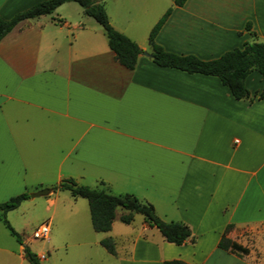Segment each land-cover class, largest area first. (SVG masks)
Wrapping results in <instances>:
<instances>
[{
  "label": "crops",
  "instance_id": "1",
  "mask_svg": "<svg viewBox=\"0 0 264 264\" xmlns=\"http://www.w3.org/2000/svg\"><path fill=\"white\" fill-rule=\"evenodd\" d=\"M44 1L0 0V17ZM174 1H103L112 27L144 51L133 70L117 62L103 28L76 3L23 21L1 40L0 204L73 179L132 195L161 220L189 226L194 241L177 246L143 216L138 224L139 214L120 225L126 211L117 209L99 242L111 238L110 255L122 264H264V249L255 263L218 247L229 226L228 239L247 232L264 244V79L252 72L251 99L236 100L216 77L156 65L149 45L170 8L155 39L169 53L210 61L264 43V0ZM58 194L46 196L49 207ZM80 199L64 204L65 216L86 210Z\"/></svg>",
  "mask_w": 264,
  "mask_h": 264
},
{
  "label": "trees",
  "instance_id": "2",
  "mask_svg": "<svg viewBox=\"0 0 264 264\" xmlns=\"http://www.w3.org/2000/svg\"><path fill=\"white\" fill-rule=\"evenodd\" d=\"M104 0H46L21 13L12 19L6 20L0 17V42L15 27L23 21L36 19L41 16L53 14L59 7L67 3H76L86 16L93 18L104 30L110 49L115 54V59L119 64L127 69L133 70L137 65L139 57L144 51L132 40L115 30L110 24L106 13ZM187 0H175L174 6L182 7ZM170 8L160 21L155 25L149 35V45L151 48L150 58L153 62L163 68H172L189 74H201L218 78L221 83L228 88L236 100L251 99L245 81L254 71H257L264 79V43H246L242 49H234L226 52L221 57L203 61L196 56H182L165 51L159 46L155 39L162 26L172 12ZM251 25H247L249 30ZM258 99L264 100V88L258 95ZM67 191L73 198H83L88 201L91 223L95 232L108 233L112 230L116 219L117 209L126 211L120 217V221L126 225L134 221L136 214L142 215L146 224L151 228H156L166 242L177 246L194 241L192 232L184 223L161 220L154 211L152 205L142 203L132 195L116 196L104 190L92 189L79 185L73 179H66L52 188V192ZM30 199L28 193L13 197L5 203L0 204V221L9 233L16 238L17 242L23 246V257L30 264H42L38 255L33 253L28 246L23 245L22 236L16 232L7 219L9 212L17 210L21 204ZM231 229L229 226L219 242V249L232 252L234 254L247 255L248 250L236 242L228 239L226 233ZM105 250L115 256L116 247L111 238L100 242ZM164 264H184L181 261H167Z\"/></svg>",
  "mask_w": 264,
  "mask_h": 264
},
{
  "label": "rangeland",
  "instance_id": "3",
  "mask_svg": "<svg viewBox=\"0 0 264 264\" xmlns=\"http://www.w3.org/2000/svg\"><path fill=\"white\" fill-rule=\"evenodd\" d=\"M58 193L60 198L55 208L49 207L47 197H38L25 202L8 215L7 219L11 226L22 236L23 245L28 246L36 255L45 254L46 260L42 261V264H122L119 258L111 256L101 246L99 240L106 233L94 231L88 201L80 199L78 202L83 203L86 210L77 208L65 216L64 204L69 203L72 197L67 191H58ZM118 213H121V210ZM136 217L139 224L143 217L142 215ZM49 221L51 229L49 240L33 239L36 228ZM118 223L122 226L126 225L121 221ZM260 237V235L245 232L242 238L233 241L248 250L247 255H239L251 256L252 261L255 260L254 262L257 263L262 251L264 252V250L261 251L264 249V244H261ZM124 243L123 239L119 241L118 246H123ZM22 248L23 246L0 223V264H30L23 257Z\"/></svg>",
  "mask_w": 264,
  "mask_h": 264
},
{
  "label": "built area",
  "instance_id": "4",
  "mask_svg": "<svg viewBox=\"0 0 264 264\" xmlns=\"http://www.w3.org/2000/svg\"><path fill=\"white\" fill-rule=\"evenodd\" d=\"M50 232H51L50 221L49 222H44V223L40 224L36 228V230L33 232V239L48 241ZM41 258L44 259L45 258V254L42 255Z\"/></svg>",
  "mask_w": 264,
  "mask_h": 264
},
{
  "label": "water",
  "instance_id": "5",
  "mask_svg": "<svg viewBox=\"0 0 264 264\" xmlns=\"http://www.w3.org/2000/svg\"><path fill=\"white\" fill-rule=\"evenodd\" d=\"M51 193H52V189H43V190L37 191L35 193H31L30 198L35 199L38 197H46Z\"/></svg>",
  "mask_w": 264,
  "mask_h": 264
}]
</instances>
